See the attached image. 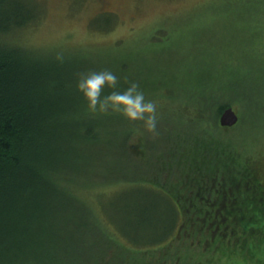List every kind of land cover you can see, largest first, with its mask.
I'll list each match as a JSON object with an SVG mask.
<instances>
[{
    "label": "trees",
    "instance_id": "1",
    "mask_svg": "<svg viewBox=\"0 0 264 264\" xmlns=\"http://www.w3.org/2000/svg\"><path fill=\"white\" fill-rule=\"evenodd\" d=\"M39 16L21 0H0V264H215L212 257H227L225 262L232 263V257L242 252L240 246L247 248V240L264 230L260 180L264 170L257 159L242 161L230 154L214 137L225 130L217 122L227 107L220 103L222 94L200 73L197 85L186 89L187 102L162 114L170 123L180 122L186 137L202 142L201 134L207 133L204 147L189 154L208 149L205 152L219 157L214 164L206 160L191 165L190 171L187 168L178 196L139 176L114 192L124 195L150 185L166 193L174 203L173 228L153 238L163 223L157 219L141 222L137 217L142 233L117 234L82 204L70 184L79 179L69 175L82 178L87 188L88 180L82 173H68L65 160L71 146L80 151L122 152L129 162L135 149L130 140L140 132L136 125L141 124L116 112L88 109L67 70L69 66L81 68L79 60L40 56L18 46L13 36L35 24ZM119 62L117 69L130 83L128 61ZM247 75L235 74L231 87L240 89ZM242 90L247 99L254 88L247 85ZM109 91L104 89V94ZM237 125L226 128L233 130ZM144 138L151 144L147 130ZM102 177L111 180L107 173ZM55 185L73 207L57 200L61 196Z\"/></svg>",
    "mask_w": 264,
    "mask_h": 264
},
{
    "label": "rangeland",
    "instance_id": "2",
    "mask_svg": "<svg viewBox=\"0 0 264 264\" xmlns=\"http://www.w3.org/2000/svg\"><path fill=\"white\" fill-rule=\"evenodd\" d=\"M21 2L40 16L35 24L13 36L18 46L31 49L40 56L79 60L83 63L81 68L78 65L67 68L73 86L85 69L87 72L110 68L119 77V90L125 89L129 82L117 68L119 61L126 59L132 81L137 80L146 97L157 101L160 114L157 132H148L151 140L148 144L145 138L142 139L146 129L139 121L141 125L136 127L140 132L130 140L135 148L130 153V164L122 152L68 148L67 172L82 173L89 187H83L82 178L77 175H69L79 179L70 184L75 193L80 194L82 204L103 220L109 230L112 225L117 234L142 233L137 222L139 218L141 222L157 219L163 223L153 238L169 231L173 228L174 203L166 193L150 185L143 186L141 191H126L124 195L114 192L121 190L128 181L135 182L139 176L161 184L178 196L184 187L182 180L187 175V168L190 171L191 165L206 160L212 165L219 159L207 153L208 149L189 154L196 147H204L207 133L201 134L202 142L194 136L186 137L180 122L170 123L162 115L187 102L186 89L197 85L200 73L208 85L222 94L220 103L226 108L233 107L239 116L235 129L225 127L224 131L214 134L218 144L230 154L239 155L242 161L249 157L257 159L264 170V0ZM242 72L249 74L241 81L244 85L240 89L232 88L234 75L239 77ZM247 85L254 90L246 99L242 89ZM223 111L218 114L219 125ZM166 128L171 130L170 134ZM146 145L151 146L152 152ZM142 149L149 152L145 154ZM103 172L111 180L103 179ZM260 180L264 185V171ZM55 190L61 196L57 197L60 203L73 207L68 196L56 185ZM124 210L131 213H124ZM246 244L247 248L240 246L242 252L232 257V263L225 262L227 257L223 260L212 257L211 260H216L215 264H264V230L258 231Z\"/></svg>",
    "mask_w": 264,
    "mask_h": 264
},
{
    "label": "clouds",
    "instance_id": "3",
    "mask_svg": "<svg viewBox=\"0 0 264 264\" xmlns=\"http://www.w3.org/2000/svg\"><path fill=\"white\" fill-rule=\"evenodd\" d=\"M118 80L119 77L110 68L91 70L78 75L76 90L90 111L122 114L128 121L142 122L149 133L155 134L160 118L157 101L147 98L136 81H131L128 87L119 90ZM106 87L112 91L104 94Z\"/></svg>",
    "mask_w": 264,
    "mask_h": 264
},
{
    "label": "water",
    "instance_id": "4",
    "mask_svg": "<svg viewBox=\"0 0 264 264\" xmlns=\"http://www.w3.org/2000/svg\"><path fill=\"white\" fill-rule=\"evenodd\" d=\"M239 122V116L233 107L226 108L221 117H220V125L222 127H233Z\"/></svg>",
    "mask_w": 264,
    "mask_h": 264
}]
</instances>
